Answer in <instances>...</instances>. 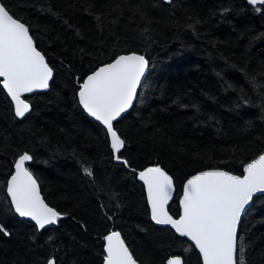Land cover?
Instances as JSON below:
<instances>
[{"label":"trees","instance_id":"16d2710c","mask_svg":"<svg viewBox=\"0 0 264 264\" xmlns=\"http://www.w3.org/2000/svg\"><path fill=\"white\" fill-rule=\"evenodd\" d=\"M28 28L53 71L49 87L25 97L19 120L0 85V264H102L103 237L119 230L139 264L194 247L152 224L143 186L129 168L158 165L173 178L169 211L183 181L221 168L242 174L264 151V5L247 0H0ZM128 52L149 66L134 104L114 123L124 163L105 130L86 116L76 92L98 66ZM44 200L63 215L38 230L17 218L4 193L18 156ZM90 168L93 176L85 174ZM238 264H264V193L243 214Z\"/></svg>","mask_w":264,"mask_h":264},{"label":"snow or ice","instance_id":"6c2138e0","mask_svg":"<svg viewBox=\"0 0 264 264\" xmlns=\"http://www.w3.org/2000/svg\"><path fill=\"white\" fill-rule=\"evenodd\" d=\"M251 5H264V0H248ZM148 61L142 55H121L100 67L80 85L79 104L100 121L111 138L113 156L119 153L124 140L117 134L113 121L133 102ZM53 71L44 56L34 47L29 28L0 5V77L2 87L15 104V115L24 117L29 104L24 93L46 89ZM32 156L24 153L15 161V173L7 181L11 207L20 217L30 218L38 229L54 225L60 214L41 198L37 180L26 167ZM127 165V161H123ZM130 167V165H129ZM84 172L93 176L90 168ZM151 207V218L158 225H171L181 236L191 240L202 256L203 264H238L236 260L237 226L245 206L255 193H264V155L244 166L243 176L226 171H204L193 176L184 186L182 215L174 219L165 205L171 196L172 178L160 167H148L139 172ZM0 233L10 235L3 225ZM103 264H137L119 232L104 237ZM46 264H57L49 258ZM168 264H181L179 258Z\"/></svg>","mask_w":264,"mask_h":264},{"label":"water","instance_id":"95a60500","mask_svg":"<svg viewBox=\"0 0 264 264\" xmlns=\"http://www.w3.org/2000/svg\"><path fill=\"white\" fill-rule=\"evenodd\" d=\"M163 1L167 3V2H169L170 0H163ZM247 1H248V0H247ZM0 5H2L1 2H0ZM2 6H3V5H2ZM29 34H30V33H29ZM30 36H31V35H30ZM33 44H34V47H36V45H35V43H34V40H33ZM36 49L41 53L42 56H44L43 53H42L37 47H36ZM131 54L142 55V56H144L145 59L147 60L146 56H145L144 54H141V53H137V52L122 53V54L117 55V56H116L114 59H112L111 61H109V62H107V63H104V64L98 66L95 70H93L91 73H89V74L83 79V81H84L89 75H91V74H93L95 71H97L100 67H103V66H105V65H107V64H109V63H111V62H113L117 57H119V56H121V55H131ZM44 58H45V57H44ZM147 61H148V60H147ZM45 63H47L46 59H45ZM47 64H48V63H47ZM48 66H49V64H48ZM148 66H149V63H148ZM148 66H147L146 69H145V73H144V75L141 77V82H140V84H139L138 87H137V92H138V89H139V87H140L142 81L144 80V78H145V76H146V74H147ZM49 67H50V66H49ZM50 68H51V67H50ZM2 79H3V78L0 77V81H2ZM51 79H52V78H51ZM51 79L49 80L48 83H50ZM83 81L79 84L78 90H77V92H76V98H77V102H78V104H79V96H78V92H79L80 85L83 83ZM0 85H1V87H2V83H0ZM48 87H49V86H48ZM2 89H3V87H2ZM47 89H48V88H46V89H36V90H34L33 92H43V91H46ZM3 91H4V93L6 94V96L8 97V99L10 100V102H11V104H12V106H13V112H14V115H15V104H14V102L11 100V97L8 96V94H7V90H6V89H3ZM33 92H31V93H24V94L22 95V99H24V100L29 104V111H30V109H31V106H30V103L25 99V97L28 96L29 94H32ZM137 92H136V95H137ZM136 95H135L134 98H133L132 105H133L134 102H135ZM132 105H131V106H130L125 112L121 113L120 116H118V117L116 118V120L113 121V127H114V123H115L117 120H119L124 114H126V113L129 111V109L132 107ZM79 106H80V108H81L82 111L86 114V116H87L88 118H90L92 121H94L96 124H98L99 126H101V127L105 130L106 135H107V139H108V143H109V147H110V149H111V138H110V136H109L108 133H107V129H106V127H105L100 121H97L94 117H92L91 115H89V114L84 110V108L82 107V105L79 104ZM29 111H28V112H29ZM28 112H27V113H28ZM27 113H25V115H26ZM25 115H24V116H25ZM15 117L18 118L19 120H21L22 118H24V117H17L16 115H15ZM114 130L116 131L115 128H114ZM116 132H117V131H116ZM117 134H118V132H117ZM118 135H119V134H118ZM122 150H123V148L121 149V151H122ZM111 151H112V149H111ZM24 153H26V152H24ZM24 153H23V154H24ZM112 154H113V153H112ZM119 154H120V153H119ZM21 155H22V154H21ZM260 155H264V151L261 152V153H260L258 156H256L254 159H252V160H250L249 162L245 163V164L243 165V167H242V174H240V175H239V174H234V173H232V172H230V171H227V170H225V169H221V168H208V169H203V170L197 171V172L193 173L192 175L188 176V177L183 181V183H182L181 193H180V195H179V197H178V208H179V212H178V214H177L176 216L172 215V214L170 213V211H169V206H170V204H171V202H172V200H173V197H174V195H175V191H176L175 183H174V180H173L172 176H171L166 170H164L161 166H158V165H149V166H146V167L141 168V169H132V168H129L128 165H126L125 163H124V164H125V166L128 167V168H129L134 174H136V177H137L138 182L143 186L144 194H145V199H146V203H147L148 210H149V218H150V221L152 222V224H154L155 226H158V227L169 228V229H171V230H172L177 236L181 237V236L175 231V229H173V228L171 227V225H158V224H156V223L152 220V218H151V207H150V205H149V203H148L147 190H146V187H145L143 181H141V180L139 179V172L142 171V170H145V169L148 168V167H157V166H158V167L162 168V169H163V170H164V171H165V172H166V173L172 178V181H173V187H172V191H171V196H170V199L168 200L167 204L165 205V209H166V211L168 212V214H169L170 216H172L174 219H179L180 216L182 215V212H183L182 205H181V200L183 199V196H184V186H185V184L187 183V181H188L189 179H191L193 176H196V175H198V174H200L201 172H204V171H226V172H228V173H230V174H232V175L243 176V174H244V166H245L246 164H248V163H252L254 160L258 159ZM18 158H19V156L16 158V160H17ZM113 158H114V161L117 162V163H123V161H125L123 158H121L120 161H118L114 156H113ZM16 160H15V161H16ZM30 162H31V160L26 162V167H27V168H28V165H29ZM14 165H15V162H14ZM14 165H13V171H12V173L10 174V176L8 177L7 181L11 178V175H13V174L15 173V166H14ZM29 171H30V170H29ZM30 172H31V171H30ZM33 176H34V175H33ZM34 178H35V177H34ZM35 179H36V178H35ZM7 181H6V184H5L4 193H5V196L7 197L8 202H9V204H10V206H11V200H10V197H8V194H7ZM37 183H38V181H37ZM38 188H39V191H40L41 198L44 200L43 195H42L41 190H40L39 183H38ZM259 194H262V193H255L254 196H253V198H254L255 196L259 195ZM252 200H253V199H252ZM252 200L249 202L248 205L245 206V210L242 212V214H241V218H242L243 214L245 213V211L248 209V207L251 205ZM44 202H45L49 207L53 208V207L50 206L45 200H44ZM11 209H12L14 215H15L17 218H19V219H21V220L28 221V222L32 223L34 226H36V225H35V222L32 221L30 218H27V217H20L18 214L15 213V211H14V209H13L12 207H11ZM53 209L56 210L55 208H53ZM56 211H57V210H56ZM57 212H58V211H57ZM58 213H59V212H58ZM59 214H60V218H59V219H61V218L63 217V215H62L61 213H59ZM240 221H241V220H240ZM56 224H57V223H56ZM56 224H54V225H56ZM239 225H240V222L238 223V226H237V234H238ZM48 226H49V225H46L45 228L48 227ZM36 228H37V227H36ZM37 229H38V228H37ZM38 230L40 231V230H42V229H38ZM113 231H116V232H119V233H120L119 230H111V231H109L106 235H109V234H110L111 232H113ZM120 234H121V233H120ZM106 235H105V236H106ZM105 236H104V237H105ZM104 237H103V243H104V244H103V250H104V245L106 244V241H105ZM181 238H184L185 240H187V241H188V242L194 247V249L197 251V253H198L199 257H200L201 264H203L202 256L200 255L199 250L195 248L194 243H193L191 240H189L187 237H181ZM121 239L124 240V238L122 237V235H121ZM124 241H125V240H124ZM236 243H237V242H236ZM125 245H126V247H128V245L126 244V242H125ZM128 248H129V247H128ZM129 250H130V249H129ZM130 252H131V250H130ZM131 253H132V252H131ZM104 254L106 255L105 252H104ZM133 257H134V256H133ZM174 258H179V259L181 260V264H184V260H183V258H182L181 255H171V256H169V257L166 259L165 264H168V260H169V259H174ZM134 259H135V258H134ZM135 260H136V259H135ZM136 261H137V260H136ZM103 262H104V259H103ZM103 262H102V264H103ZM137 264H139L138 261H137Z\"/></svg>","mask_w":264,"mask_h":264},{"label":"flooded vegetation","instance_id":"af4514ba","mask_svg":"<svg viewBox=\"0 0 264 264\" xmlns=\"http://www.w3.org/2000/svg\"><path fill=\"white\" fill-rule=\"evenodd\" d=\"M111 231V230H110ZM104 244V243H103ZM104 251V250H103ZM104 256H105V254H104ZM103 259H104V257H103Z\"/></svg>","mask_w":264,"mask_h":264}]
</instances>
